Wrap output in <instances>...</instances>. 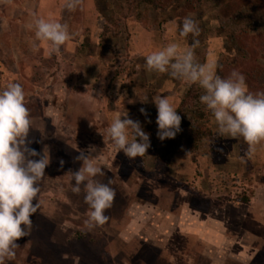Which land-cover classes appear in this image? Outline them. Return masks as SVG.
Masks as SVG:
<instances>
[{"label": "rangeland", "instance_id": "obj_1", "mask_svg": "<svg viewBox=\"0 0 264 264\" xmlns=\"http://www.w3.org/2000/svg\"><path fill=\"white\" fill-rule=\"evenodd\" d=\"M65 3L0 0V91L9 83L22 85L32 120L28 146L41 154L47 147L51 161L39 182L40 207L29 235L16 242V255L5 264H213V253L226 250L190 239V215L253 198L256 187H264V142L249 156L242 137L217 134L203 104L198 110L209 112L212 132L199 151H190L183 119L182 132L161 141L153 97L167 96L178 110L192 88L200 96L203 89L148 71L146 57L170 42L186 48L199 40V63L215 62L221 77L237 70L251 92H264V0H203L201 6L189 0H161L157 6L147 0H80L75 10ZM36 18L68 25L71 38L58 52L36 39ZM185 18L197 23L198 36H179ZM225 57L237 65L220 68ZM125 114L149 134L151 147L143 157L117 153L102 135ZM89 146L106 165L96 179L111 181L116 192L105 212L108 221L93 228L85 223L84 193H74L70 179L82 166L80 150Z\"/></svg>", "mask_w": 264, "mask_h": 264}, {"label": "clouds", "instance_id": "obj_2", "mask_svg": "<svg viewBox=\"0 0 264 264\" xmlns=\"http://www.w3.org/2000/svg\"><path fill=\"white\" fill-rule=\"evenodd\" d=\"M79 4L80 0H66L65 8L75 10ZM34 27L36 39L47 43L53 53L58 52L72 35L67 24L43 18L34 19ZM189 34L198 36L199 28L193 19L185 18L179 36L186 38ZM198 46L199 40L195 39L186 48L170 42L147 55L146 68L150 72L168 73L172 78L203 89L200 103L214 118L217 134L242 137L249 145L248 155L251 156L256 146L264 142V92H251L246 77L237 70L221 77L215 62L199 63L195 54ZM153 102L158 110V138L161 141L174 139L181 131V116L167 96L157 94ZM127 115H123L124 119L122 116L114 118L102 135L107 136L117 153L122 150L130 159L143 157L151 147L149 134L139 121ZM30 128L32 120L25 104V91L21 84L9 83L0 91V264H5L6 258H14L15 249L19 247L16 242L29 235L32 217L40 207L39 182L51 162L47 147L41 154L28 146ZM95 152L94 146H89L87 152L80 150L77 159L82 161V166L70 172V179L74 181L72 191L84 193V202L89 208L85 223L89 228L108 221L105 212L116 195L111 181L103 183L96 179L104 175L102 169L106 165L101 154L92 155ZM60 164L63 166L64 161Z\"/></svg>", "mask_w": 264, "mask_h": 264}, {"label": "crops", "instance_id": "obj_3", "mask_svg": "<svg viewBox=\"0 0 264 264\" xmlns=\"http://www.w3.org/2000/svg\"><path fill=\"white\" fill-rule=\"evenodd\" d=\"M261 197H264V187H256L250 203H229L204 212L194 210L197 213L190 215V239L213 249L224 247L226 254L213 253V264H264V258L259 259L264 253V233L251 223L264 228Z\"/></svg>", "mask_w": 264, "mask_h": 264}, {"label": "trees", "instance_id": "obj_4", "mask_svg": "<svg viewBox=\"0 0 264 264\" xmlns=\"http://www.w3.org/2000/svg\"><path fill=\"white\" fill-rule=\"evenodd\" d=\"M161 0H147L148 3L152 5H158ZM163 1V0H162ZM191 6L202 5L203 0H189ZM107 33V32H106ZM236 36L235 34L233 35ZM237 60H232L231 57H225L221 63L220 68L225 65H237ZM259 82L264 84V71L259 77ZM200 89L192 88L188 94L186 95L185 101L178 108L177 112L183 119V122L189 128V140L188 145L190 147L191 152L199 151L204 140L211 135L212 129L210 125L209 112L204 110H198L202 107L200 103ZM184 124V125H185ZM181 126V131L183 130V126ZM185 127V126H184ZM240 202L242 203H250V197H243Z\"/></svg>", "mask_w": 264, "mask_h": 264}]
</instances>
